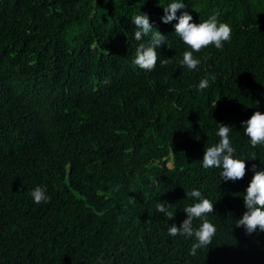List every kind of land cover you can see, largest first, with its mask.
I'll list each match as a JSON object with an SVG mask.
<instances>
[{
  "label": "trees",
  "instance_id": "16d2710c",
  "mask_svg": "<svg viewBox=\"0 0 264 264\" xmlns=\"http://www.w3.org/2000/svg\"><path fill=\"white\" fill-rule=\"evenodd\" d=\"M171 2L0 0V264H264V232L235 227L252 165L264 171V145L241 128L264 113V0H182L177 17L200 23L215 10L232 28L222 49L194 53L195 71L179 63L190 49L177 21L161 22ZM139 12L166 37L156 51L170 64H133L150 41L134 39ZM217 124L233 129L241 180L202 167ZM37 186L50 202H33ZM193 189L213 202L217 228L195 256L194 238L167 231L197 202ZM162 201L170 220L155 210Z\"/></svg>",
  "mask_w": 264,
  "mask_h": 264
},
{
  "label": "clouds",
  "instance_id": "9594fccd",
  "mask_svg": "<svg viewBox=\"0 0 264 264\" xmlns=\"http://www.w3.org/2000/svg\"><path fill=\"white\" fill-rule=\"evenodd\" d=\"M185 7L182 0H174L169 3L163 8L164 14L161 17V22L169 24L173 20L177 21L174 25L175 34L190 49V51H184L179 63L189 71H195L201 64V60L196 58L194 53H200L209 46L222 49L224 43L231 40L232 28L227 23L219 22L218 13L215 10L200 23H193V17L187 11L177 17V12ZM131 21L135 25L133 35L136 41H141L150 35V41L147 44H138L133 64L144 71L154 70L158 61L161 66L170 64L171 59H161L156 51L162 44H165L166 37L153 27L148 15L139 12ZM214 79V76L201 79L197 85L198 90L202 91L208 88L209 81ZM108 82L105 78L104 83ZM217 127L216 135L219 137V142L205 149L201 162L202 167L221 169L219 177L225 182L241 180L246 175L247 168L245 160L235 158L236 149L232 146L230 139L233 129L231 126L222 124H217ZM241 128L252 148L264 145V113L254 112L249 119L241 122ZM255 159V153H252L251 160ZM251 170L253 176L243 195L246 211L241 218L235 221V227H243L247 235H251L257 230L264 232V171L257 170L255 164L252 165ZM185 195L197 202L183 209L187 218L182 221L179 227L173 224L168 227L167 231L171 237L194 238L195 242L191 245L189 255L195 256L197 250L205 249L211 244L217 232L216 226L207 218L209 214H213L214 204L211 200L204 198L201 191L197 189H193ZM30 196L35 204L48 203L51 200V197L47 195V189L41 186L34 188ZM172 207L173 205L162 201L156 204L155 210L163 213L170 220L174 217V212L170 211ZM194 220L201 221L198 228L193 226Z\"/></svg>",
  "mask_w": 264,
  "mask_h": 264
},
{
  "label": "rangeland",
  "instance_id": "374dc122",
  "mask_svg": "<svg viewBox=\"0 0 264 264\" xmlns=\"http://www.w3.org/2000/svg\"><path fill=\"white\" fill-rule=\"evenodd\" d=\"M170 165V163H168V166Z\"/></svg>",
  "mask_w": 264,
  "mask_h": 264
}]
</instances>
